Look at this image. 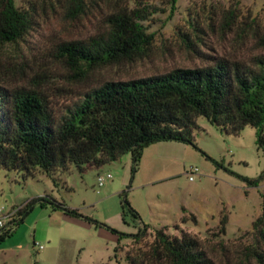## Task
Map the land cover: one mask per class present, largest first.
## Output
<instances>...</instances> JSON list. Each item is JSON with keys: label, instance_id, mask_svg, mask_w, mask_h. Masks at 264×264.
<instances>
[{"label": "rangeland", "instance_id": "obj_1", "mask_svg": "<svg viewBox=\"0 0 264 264\" xmlns=\"http://www.w3.org/2000/svg\"><path fill=\"white\" fill-rule=\"evenodd\" d=\"M14 1L17 7L22 5V0ZM147 4L156 10L143 22L151 34L143 56L95 69L87 79L74 81L55 46L104 33L107 15L126 5L133 7L131 0H98L85 16L73 20L58 10L40 14L22 41L1 51L0 83L7 87L37 83L58 122L84 92L103 82L198 68L213 59L246 58L257 52L251 35H240L243 23L253 18L263 23L264 0H174L173 7L167 0H147ZM228 9H235L237 16L229 27ZM195 123L194 147L157 143L163 145L159 146L161 157L139 162L133 174L128 155L99 167L70 165L54 176L23 179L20 173L0 170V217L43 195L81 215L73 218L34 205L0 243V264H124L131 239L116 244L115 235L83 219L135 234L139 224L124 206L125 222L121 221L123 200L150 228L165 226L170 235L185 233L197 241L206 264H257L247 248L253 244L251 224L261 214L264 179L257 188H246L231 175L256 179L264 174V154L256 149L255 129L246 126L237 135H227L204 118L198 117ZM190 169L197 170L195 175H189ZM105 173L111 180L96 189V176ZM146 233L151 235L150 230ZM260 250L264 253L262 245Z\"/></svg>", "mask_w": 264, "mask_h": 264}, {"label": "trees", "instance_id": "obj_2", "mask_svg": "<svg viewBox=\"0 0 264 264\" xmlns=\"http://www.w3.org/2000/svg\"><path fill=\"white\" fill-rule=\"evenodd\" d=\"M98 0H0V53L15 46L33 28L40 14L58 10L65 18L77 19L96 7ZM106 16L107 30L85 41L61 42L55 53L66 65L74 81L87 79L93 70L132 60L145 54L151 41L143 22L156 10L147 0H131ZM173 7L174 0H167ZM232 26L235 9L226 11ZM240 38L251 35L257 51L246 58H217L198 68H175L161 75L128 81H107L84 92L58 122L54 121L48 97L37 83L28 87H7L0 83V170L20 173L23 179L37 174L54 176L70 165L99 167L122 155L130 157V173L150 145L176 142L194 147L191 133L195 120L204 118L227 135H237L244 127L255 129V146L264 154V21L253 18L243 23ZM208 161H214L200 152ZM246 188H257L264 174L249 179L231 173ZM54 183V181H53ZM261 214L252 222L253 244L247 248L257 264H264V195ZM34 205L81 218L49 195L35 197L15 212L0 228V243L13 233ZM123 206L137 233L122 234L105 225L116 236V244L131 239L124 264H206L197 241L185 233L177 236L165 226L150 228L123 200ZM224 230L225 219L220 223ZM150 230L151 235L146 231ZM151 237L149 242L145 239Z\"/></svg>", "mask_w": 264, "mask_h": 264}, {"label": "built area", "instance_id": "obj_3", "mask_svg": "<svg viewBox=\"0 0 264 264\" xmlns=\"http://www.w3.org/2000/svg\"><path fill=\"white\" fill-rule=\"evenodd\" d=\"M197 172L196 169H190L189 175H195V173ZM188 177V180L191 181V177ZM111 180V176L109 173H105L102 175H97L95 178V188L96 189H100L106 182ZM15 210H10L9 212L5 213L4 215H2L0 217V228H2L5 224L4 221L8 222L13 215L15 214ZM0 214H1V209H0ZM41 247L38 246V249H40Z\"/></svg>", "mask_w": 264, "mask_h": 264}, {"label": "crops", "instance_id": "obj_4", "mask_svg": "<svg viewBox=\"0 0 264 264\" xmlns=\"http://www.w3.org/2000/svg\"><path fill=\"white\" fill-rule=\"evenodd\" d=\"M159 146H163V145L153 144L145 148L142 152L140 162H144V160H147L150 157H152L153 160H157L158 158H160L161 157L160 152L162 149ZM129 160H130V157H129Z\"/></svg>", "mask_w": 264, "mask_h": 264}]
</instances>
